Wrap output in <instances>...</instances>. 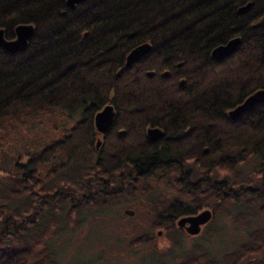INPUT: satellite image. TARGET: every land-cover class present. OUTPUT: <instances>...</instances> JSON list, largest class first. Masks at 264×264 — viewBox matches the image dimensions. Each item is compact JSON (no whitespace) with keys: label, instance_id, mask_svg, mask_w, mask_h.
Here are the masks:
<instances>
[{"label":"trees","instance_id":"obj_1","mask_svg":"<svg viewBox=\"0 0 264 264\" xmlns=\"http://www.w3.org/2000/svg\"><path fill=\"white\" fill-rule=\"evenodd\" d=\"M17 25L33 29L22 50L0 47V264H58L56 239L78 231L83 213L112 211L90 206L116 203L126 187L154 206L127 243L141 262L264 264V101L227 115L264 89V0H0L3 37ZM233 37L229 56L210 57ZM141 43L149 52L125 68ZM106 105L102 135L93 116ZM55 113L64 122L30 145L32 120ZM148 128L161 137L149 141ZM146 179L173 196L147 197ZM202 208L212 217L188 237L175 222ZM224 218L242 236L214 256L203 239Z\"/></svg>","mask_w":264,"mask_h":264},{"label":"rangeland","instance_id":"obj_2","mask_svg":"<svg viewBox=\"0 0 264 264\" xmlns=\"http://www.w3.org/2000/svg\"><path fill=\"white\" fill-rule=\"evenodd\" d=\"M67 4V3H66ZM67 6L71 8L68 4ZM126 56V55H125ZM40 121L41 126H32L31 136L29 138L31 143L30 145L38 144L43 141L40 136L44 135H53L55 133L53 126L64 122L63 118H60L58 113L52 114L51 117H38L34 118L32 122ZM43 121V123H42ZM27 143V142H26ZM56 163V162H55ZM53 163V164H55ZM47 172V167H44V172ZM141 188L150 183V186L153 187L155 184L154 180H142ZM146 183V184H145ZM140 184V183H139ZM159 183L157 188H154V193L150 190L147 197H154L156 193H163L162 196H173L172 193L164 190L165 187L161 186ZM123 186V185H122ZM121 188V187H120ZM135 188V187H133ZM153 190V189H152ZM121 195L118 197L117 202H112L113 204L109 206H100V204H92L90 207H113L112 211L105 212L101 211H88L83 213L85 221H82L81 226L78 231L72 234H63L58 237L55 241L56 252L58 264H72L77 260L83 259H99L100 264H152L153 258L147 257L145 263L141 262V259L144 255V252H136L131 254L127 252V243L130 238H136L147 231L148 224L150 223L151 213L149 207H154L148 204L146 197H139V195L132 194L131 189L127 191L126 188L120 190ZM158 197H161L159 195ZM101 200L97 199L95 202H100ZM89 205V204H87ZM86 207V206H82ZM159 207V206H158ZM126 210L131 211L129 214L125 212ZM206 210L202 208L197 212ZM209 210V209H208ZM196 212V213H197ZM212 217V215H211ZM218 227L216 228L214 234L210 238V243L207 240H204V246L206 248L210 247L213 250V255L218 256L225 249L230 246V241L237 240L242 236L239 232H234L231 229V222L229 218H224L219 220ZM200 226L199 231L195 234L197 235L201 231ZM183 231V230H182ZM159 236L156 240V246L162 248L165 246L164 233L160 228L156 230V233ZM195 235H187L188 237ZM194 238L188 239L184 244V250L188 249ZM210 244V246H209ZM260 257L256 258L259 259ZM81 262L87 261H78L75 264H81ZM89 262V261H88ZM155 263H159L155 259ZM259 264V263H258Z\"/></svg>","mask_w":264,"mask_h":264},{"label":"water","instance_id":"obj_3","mask_svg":"<svg viewBox=\"0 0 264 264\" xmlns=\"http://www.w3.org/2000/svg\"><path fill=\"white\" fill-rule=\"evenodd\" d=\"M82 0H66V3L73 7L74 4ZM249 7V3L238 8V13H244ZM32 25H17L14 27V38L10 40H5L2 36V30H0V47H2L7 52H16L20 51L25 47L27 39L32 34ZM239 43L238 37H233L227 42L217 45L212 48L210 52V57L214 60H221L229 56L236 48ZM150 47L147 43H141L133 47L125 56L124 67L128 68L132 63L137 62L141 57L148 53ZM151 72H148V75H151ZM264 101V89H259L251 94H249L243 101L230 109L227 112V115L231 119L237 118L243 111L251 109L256 103ZM114 116L111 106L106 105L100 110H98L93 116V123L95 129L100 134H105L109 129L112 123V117ZM161 131L158 128H148L146 130V135L149 141H154L161 137ZM99 139L96 140V146L99 143ZM131 214V211L126 210ZM211 211L206 209L195 214L184 215L179 217L175 224L177 227L183 229L187 235H195L201 225H204L211 218ZM159 234V232H158Z\"/></svg>","mask_w":264,"mask_h":264},{"label":"flooded vegetation","instance_id":"obj_4","mask_svg":"<svg viewBox=\"0 0 264 264\" xmlns=\"http://www.w3.org/2000/svg\"><path fill=\"white\" fill-rule=\"evenodd\" d=\"M0 30H2V29H0ZM2 36H3V32H2ZM4 38V37H3ZM13 38H14V36H13ZM13 38H11V39H13ZM5 39V38H4ZM5 40H10V39H5ZM147 130V129H146ZM157 140V139H156ZM155 141V140H154ZM152 142V141H151Z\"/></svg>","mask_w":264,"mask_h":264},{"label":"bare ground","instance_id":"obj_5","mask_svg":"<svg viewBox=\"0 0 264 264\" xmlns=\"http://www.w3.org/2000/svg\"><path fill=\"white\" fill-rule=\"evenodd\" d=\"M238 13V12H237ZM26 45V44H25ZM112 119H113V117H112ZM93 126H94V123H93ZM94 128H95V126H94ZM180 228V227H179ZM182 229V228H181ZM183 230V229H182ZM186 234V233H185Z\"/></svg>","mask_w":264,"mask_h":264}]
</instances>
